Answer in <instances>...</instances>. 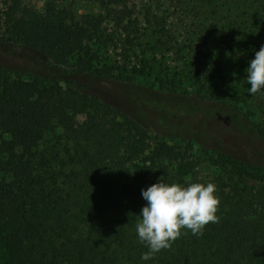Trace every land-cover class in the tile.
Instances as JSON below:
<instances>
[{
    "label": "trees",
    "instance_id": "obj_1",
    "mask_svg": "<svg viewBox=\"0 0 264 264\" xmlns=\"http://www.w3.org/2000/svg\"><path fill=\"white\" fill-rule=\"evenodd\" d=\"M19 2L11 0L0 15V56L37 62L42 72L24 76L0 63L5 264H264V184L252 183L264 182V165L224 150L220 137L211 140L212 131L203 127L219 120L237 137L264 145V124L248 115V103L243 110L216 99L214 85L203 88L210 80L205 65L193 63L184 74L177 66L172 71L164 54L182 48L165 47L169 28L156 11L126 21L131 27L123 40L133 54L124 59L110 52L106 26L128 18V0H97L102 12L76 22H69V11L53 0L46 1L44 18L30 11L18 15ZM235 2L245 9L235 13L233 23L264 39V0ZM130 77L152 78L157 88ZM186 81L201 87L174 89ZM107 85L118 86L140 108L138 122L101 99ZM155 103L172 115L153 111ZM79 114L85 116L82 121L76 119ZM146 122L163 128L169 138L198 143L218 172L227 170L209 181L220 199L219 222H210L200 236L184 229L170 249L147 261L141 256L148 248L135 228L147 204L142 189L160 178L205 182L182 148L148 141V129L160 130Z\"/></svg>",
    "mask_w": 264,
    "mask_h": 264
},
{
    "label": "rangeland",
    "instance_id": "obj_2",
    "mask_svg": "<svg viewBox=\"0 0 264 264\" xmlns=\"http://www.w3.org/2000/svg\"><path fill=\"white\" fill-rule=\"evenodd\" d=\"M46 1L20 0L16 6L18 15L30 11L37 18H44ZM53 1L57 7H63L69 11L71 16L69 22H72V20L76 22L86 14L102 12L97 0ZM10 4L11 0H0V15H3ZM237 4L238 2H235V0H128L127 9L124 11L128 18L124 22H111L106 26V30L112 39L109 50L114 55L128 59L125 57L133 54V52L127 50L123 40L126 29L131 27L126 21L133 22V15L139 17V12L143 13L145 10L156 11L157 14L164 17L169 28V37L165 47L182 48L178 53H171L167 50L168 52L164 54L165 61L170 64L171 70L173 66H177L181 74H184L189 71L193 63L201 66L200 68L205 65L209 68L207 73H210V80L204 82L203 88L209 89L211 84L214 85L217 88L216 99L226 101L230 105L243 110L246 109L245 102H247L248 115L264 124V89L255 96H251L248 91L251 85L247 84V73L245 71L250 66V61L255 58L256 51H259L261 45H264V39L243 31L244 24L239 23L237 25L233 23L235 13L245 9V7L240 8L241 10L236 8ZM138 31L135 32V35ZM236 31L240 32L235 33ZM173 57L177 60L175 61ZM133 59H136L135 56L129 60ZM0 63L24 76H34L42 72L37 62H25L23 57L17 55L0 56ZM170 74L172 73L169 72ZM127 80L157 88V85L152 83V78L138 79L137 77H130ZM200 87L201 85L193 81H186L183 85L176 86L174 89L178 92H195ZM106 90L107 92L101 90L100 94L98 92L102 96L101 99L117 106L124 115L136 122L140 120L139 117H142L140 108L131 103L129 98L119 91L118 86L107 85ZM151 109L163 115H172L166 107L159 103H155ZM84 117V114H79L76 119L82 121ZM210 120V125L206 123L203 127L207 129V132L212 131L211 140L220 137V140L217 139L219 141L218 145L224 150L264 165V145L262 143H252L244 138L237 137L230 127L225 129V122ZM146 123L149 127H156L160 130V133L159 131L157 133L152 129H148L146 133L148 141L151 143L171 142L182 148L185 155L196 162L198 176L201 181L207 183L215 175H226V169L218 172L219 168L214 163L209 162V152H201V146L198 143L187 139L169 138L163 134V128H158L153 123ZM220 127L224 131H219L215 135L216 130H220ZM219 133L222 134L218 135ZM252 183L256 186L264 184V182L258 183L256 181ZM4 251L3 245L0 244V264H5Z\"/></svg>",
    "mask_w": 264,
    "mask_h": 264
},
{
    "label": "clouds",
    "instance_id": "obj_3",
    "mask_svg": "<svg viewBox=\"0 0 264 264\" xmlns=\"http://www.w3.org/2000/svg\"><path fill=\"white\" fill-rule=\"evenodd\" d=\"M249 94L255 96L264 89V45L256 51L255 58L246 68ZM214 183L193 182L185 177L183 184L159 182L142 189V196L147 201L142 208L135 225L139 241L146 245L148 251L141 259L147 261L161 250L170 249L172 243L190 230L200 236L204 228L211 223H218L220 199L216 195Z\"/></svg>",
    "mask_w": 264,
    "mask_h": 264
}]
</instances>
